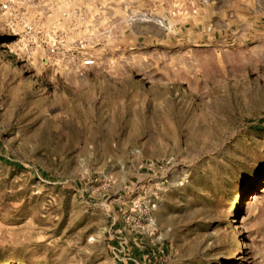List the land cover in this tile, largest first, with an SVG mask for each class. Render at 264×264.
Instances as JSON below:
<instances>
[{"label":"rangeland","instance_id":"374dc122","mask_svg":"<svg viewBox=\"0 0 264 264\" xmlns=\"http://www.w3.org/2000/svg\"><path fill=\"white\" fill-rule=\"evenodd\" d=\"M0 264H264V0H0Z\"/></svg>","mask_w":264,"mask_h":264},{"label":"built area","instance_id":"2783aa9c","mask_svg":"<svg viewBox=\"0 0 264 264\" xmlns=\"http://www.w3.org/2000/svg\"><path fill=\"white\" fill-rule=\"evenodd\" d=\"M93 61H87L86 65L92 64ZM166 165L167 164H156L154 162H148L146 165L142 166L143 169L147 170V172H153L154 174H162L163 172L166 171ZM133 207L134 209H139L140 210V200H133ZM117 240V245L113 248V253L116 257V259H120L122 256H127L129 250H128V245L129 242L127 238L123 235L120 234L116 238Z\"/></svg>","mask_w":264,"mask_h":264}]
</instances>
